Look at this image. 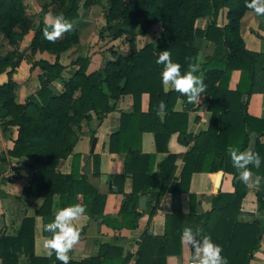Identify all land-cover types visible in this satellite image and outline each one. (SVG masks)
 Listing matches in <instances>:
<instances>
[{"label": "trees", "instance_id": "trees-1", "mask_svg": "<svg viewBox=\"0 0 264 264\" xmlns=\"http://www.w3.org/2000/svg\"><path fill=\"white\" fill-rule=\"evenodd\" d=\"M23 1L0 0V33L5 36L16 35L13 28L21 23L19 22L21 18L17 20L15 16H20ZM51 1L60 3L55 14H63L68 18L73 25L72 30L64 34L66 37L63 40L50 43L42 36L44 21L33 25V28L35 38H41L40 49L59 54L77 40L72 21L77 18L78 4L76 0H70L67 4H63V0ZM87 2L92 3L93 0ZM110 4L108 18H120V27L132 29L143 23L142 21L148 26L159 23L161 25L159 37L140 49L136 48L134 39L130 40L128 53H115L113 61L90 73L87 72L89 59H81L68 80L63 82L62 91L57 94L52 92L50 83L58 78L65 66L58 61L50 63L44 59H28L31 68H41L48 79L40 80V87L34 95L27 97L24 103H17L15 100L14 80L8 78L6 82L0 84V117L2 119L9 117L5 125L17 128V137L8 155L29 159V163H25L32 172L27 187L28 194L32 197L45 198L44 204L36 214L50 212L52 196L55 193H59L61 200H67V206L73 204L74 194L79 193L89 205V209L86 208L90 215H98L106 224L119 228L122 224L115 225V217L100 213L105 195L98 194L88 183L85 173L80 172L81 156L78 153L72 155L68 174L59 172L57 166L60 159L70 153V137L75 136L71 124L79 126V120L91 111L101 117L111 109L110 98L131 95L133 111L127 114L121 113L120 129L109 136L108 149L110 152H125L126 173L134 175V180L145 177L148 181L146 188L150 186L155 175L156 155L142 153L140 150L141 96L143 93H149L151 101L163 100L167 105L166 110H169L173 103V92H164L161 79L163 65L156 63L160 51L169 49L172 60L182 65L183 73L188 69L187 58L198 57L193 47L195 35L215 42L220 41L223 36L228 48L224 59L218 57L219 52L216 49L212 56L206 57L201 62L203 80L207 85L205 91L208 97L207 109L211 112V117L206 131L195 137L196 151L187 155L179 181L173 191L187 192L193 172L233 170L232 160L227 152L228 147L234 146L242 151L247 145L250 131L264 136V119L252 117L242 111L245 101L241 99L244 94L247 96L250 94L253 61L257 58V55L244 48L238 32L239 20L244 12L249 10L245 7V0L233 2L230 0H134L127 3L122 0H110ZM223 6L228 7L226 12L228 23L222 29L213 22ZM7 13L14 15L12 22L9 19L7 22L5 16ZM203 16H209L210 23L205 30L197 31L194 29V20ZM145 30L139 34L144 33ZM13 55L14 59L7 61L4 58L2 62L0 61V66L2 63L0 68L8 66L14 69L20 60L25 58L21 51H14ZM235 69L240 70V79L236 89L231 91L228 89V83L231 72ZM76 90H79V95L74 97ZM31 106L34 109L33 114L28 113ZM154 113L155 111L148 116L146 130H153ZM164 124L167 134L159 132L154 134L157 151H166V142L171 133L179 131L186 134L187 114L171 112L169 116H165ZM262 149L263 147L258 143L254 148L260 156ZM92 161L94 172H98L99 156L92 155ZM175 161L176 155L167 153L156 165L158 174L166 177ZM111 177L117 191L121 192V185L117 186V184L123 183L125 174L111 175ZM239 187L244 188V183L238 181L236 190ZM240 197L241 195L237 193L236 195L217 194L213 198V206L218 208L215 223L207 226L208 213L198 215L195 226L202 227L203 234L210 235L215 243L222 245L224 249L222 255L227 257L229 264H247L249 252L257 242V229L236 221ZM195 199L194 194H189L191 213H195ZM124 216L123 214V219ZM32 222V218L26 217L22 220L16 237L0 238V257L9 259L11 264H15L18 262L19 250L23 247V253L28 256V264H61L54 255L49 257L34 255ZM174 243L179 251V233L175 235ZM70 264H122V258L115 255L81 260L70 259ZM159 264H164V258L159 259Z\"/></svg>", "mask_w": 264, "mask_h": 264}, {"label": "crops", "instance_id": "crops-1", "mask_svg": "<svg viewBox=\"0 0 264 264\" xmlns=\"http://www.w3.org/2000/svg\"><path fill=\"white\" fill-rule=\"evenodd\" d=\"M227 6L219 9L217 18L213 22L217 27L222 28L228 23L226 18ZM209 16L198 17L194 20V29L203 31L210 23ZM82 25L88 22H80ZM158 29L152 39L150 33L153 28H147L140 34L145 41L139 45L138 37L134 43L137 49L142 48L147 43L159 37L161 25L153 24ZM81 31V35H82ZM238 32L243 40L244 48L257 55L253 61L252 87L250 94L242 96L245 107L244 114L255 118L264 119V16L256 15L252 10H246L239 20ZM80 35V36H81ZM81 42L83 38L80 37ZM193 47L198 53L201 62L212 56L217 49L218 57L224 59L228 53L224 37L215 42L206 40L200 35L194 36ZM76 48L62 52L57 57L59 63L65 66L58 76L70 77V68L67 65L72 57H75ZM116 54H125L121 51ZM89 57L87 72L97 71L103 67L106 60L103 53H99L94 48ZM56 55L44 51L36 59H44L52 63ZM113 58L114 54H110ZM109 57V58H110ZM41 71L31 68L26 59H21L19 64L11 69L8 66L0 68V84L11 78L16 82L15 93L16 102L24 103L27 97L35 94L40 87L38 75ZM240 79V70H233L230 75L228 89L234 91ZM53 93L62 91L63 82L54 79L50 83ZM173 92V103L171 108L166 110V115L171 112H185L187 114L186 134L175 131L168 136L166 151H157L155 143V132L166 133L167 128L164 119L157 116V105L161 101H151L149 93L141 96V115L139 128L141 131V152L155 154L154 179L146 188L148 181L145 177H138L134 180V175L126 173L125 152H110L108 149L109 136L120 129L121 113L127 114L133 111L131 95H120L118 98H110V111L101 117L95 113L80 127L79 151L81 156L80 172L85 173L87 181L98 194L105 195L101 212L103 215L115 217L114 224L121 223L117 228L106 224L98 215L86 214L74 224L81 232V239L73 250L69 253L70 259L81 260L89 257H106L119 255L122 264H159V259L164 258V264H191L192 250L181 245V234L185 227L195 228L198 222V215L208 214L207 226L215 223L218 208L213 206V198L217 194L241 195L240 205L236 214V221L249 224L257 229V242L249 252L247 264H264V180L256 187H249L244 184V188L236 190V183L240 181L236 168L233 170H218L217 172H193L190 178L187 192H175L173 188L178 183L180 173L188 154L196 151L195 137L206 131L211 112L207 109L208 97L203 93L201 103H188L187 99L175 91L171 85L167 91ZM155 111L153 130H146L148 116ZM9 117H0V238L16 237L20 231L22 220L32 218V231L34 238L33 253L37 257H49V250L44 247L46 238L50 233L45 230V226L55 218L57 210L67 207V200H61L59 193L52 196L50 212L47 214H36L45 202L44 197H32L27 192L30 184L32 172L30 168L21 163L24 157L15 158L8 155L17 137V128L12 125H5ZM255 132H249L247 145L243 150L251 146L253 149L258 143L263 147L261 158L264 160V136ZM167 134V133H166ZM96 138L93 150L91 151L92 139ZM242 150V151H243ZM167 153L176 155V161L171 167L168 175L162 177L158 174L157 164ZM92 155L99 156L98 172L93 170ZM4 160H3V159ZM71 158L64 160L57 167L62 174L70 173ZM255 175L264 177V163L257 170L252 169ZM220 173V176L218 174ZM125 174L121 185L122 191H117L116 185L111 175ZM189 194L196 197L195 213L190 212ZM145 197L144 209H139V198ZM82 204L88 207L82 194H74L73 204ZM187 210V215L185 214ZM124 219L122 218V215ZM138 214V215H137ZM180 235V246L175 247V235ZM177 249V250H176ZM18 262L15 264H28V256L23 253V247L19 250ZM0 264H11L9 259L0 257Z\"/></svg>", "mask_w": 264, "mask_h": 264}, {"label": "clouds", "instance_id": "clouds-1", "mask_svg": "<svg viewBox=\"0 0 264 264\" xmlns=\"http://www.w3.org/2000/svg\"><path fill=\"white\" fill-rule=\"evenodd\" d=\"M245 7L252 10L258 16H264V0H245ZM72 23L63 14H53L49 12L44 17V27L42 36L50 43H55L65 33L71 31ZM189 60L188 69L182 73V65L172 60L169 49L160 51L156 60L158 65H163L161 72L162 84L165 91L168 86L187 98L188 103H201V97L207 89L201 72L200 57L187 58ZM199 73V75H198ZM166 103L161 100L157 105V116L164 119L166 115ZM255 135V133H253ZM231 157L233 167L239 173V179L249 187H256L261 184L264 177L255 175L253 168L259 169L264 163L260 154L251 146L241 151L239 148L229 146L227 149ZM87 212V208L82 204H70L67 207L56 211L55 218L45 226L50 237L46 238L44 247L49 250V254H55L56 259L61 264H70L69 253L81 239V232L74 224V221L82 218ZM187 215V210H185ZM202 227H185L181 234V245L189 247L192 252L191 264H229L227 257L222 255L224 249L222 245L215 243L210 235L203 234Z\"/></svg>", "mask_w": 264, "mask_h": 264}, {"label": "rangeland", "instance_id": "rangeland-1", "mask_svg": "<svg viewBox=\"0 0 264 264\" xmlns=\"http://www.w3.org/2000/svg\"><path fill=\"white\" fill-rule=\"evenodd\" d=\"M78 4L77 8V18L74 19L72 22L74 24L75 32H76V42L72 43L69 46V49L76 48V55L72 57L70 63L67 67L70 68L69 72H73L75 68H77V64L80 62L81 59L90 57L91 52L94 48L99 53H103L106 58L103 66L107 62L113 61L114 58L110 57V54H115V52L121 51L122 53H128L130 51V40L138 37L139 45L143 44L145 39L140 36V32L144 31L147 28H153L151 33L149 34L153 38V36L158 33V29H155L153 25L148 26L145 21L140 23L135 28H123L121 26L120 18L116 17V19H109L108 15L110 14V0H93L92 3H88L87 0H76ZM124 3L131 2L134 0H122ZM234 0H230L233 2ZM70 0H63V4L69 3ZM87 2V3H86ZM60 3L52 2L51 0H24L22 2V8L20 11V16L15 18L19 20L21 18V23L18 26L14 27L16 35L15 36H5L4 34L0 33V61L6 58L7 61L14 59L15 56L13 55L14 51H21L28 63L29 60H38L35 56L39 55L40 53L44 52V50L40 49L41 47V38L36 37L34 33L33 25L38 24L41 21H44V17L49 12L55 15ZM7 18L12 22L13 16L5 14ZM10 16V17H8ZM80 22H88L85 25L81 24ZM81 31L82 35H81ZM122 31V32H121ZM81 35V36H80ZM66 35H63L60 39L56 42H59L65 38ZM80 37L83 38V42H81ZM56 47V46H53ZM64 52V51H62ZM60 52V54L62 53ZM53 56L56 55L55 53H51ZM56 55V59L53 62L58 61ZM110 57V58H109ZM29 59V60H28ZM52 62V63H53ZM59 62V61H58ZM2 66V63H1ZM0 66V67H1ZM36 68V67H35ZM103 68V67H102ZM41 71L38 75L39 83L40 80L48 79L46 77L47 74L42 72L41 68L38 67ZM71 75V74H70ZM69 77L64 76L61 78H55L60 82H66ZM15 93V90H14ZM33 94L29 95L32 96ZM74 97L79 95V90H76L73 94ZM28 96V97H29ZM16 98V93H15ZM1 109V106H0ZM2 113V112H1ZM28 113L33 114L34 109L31 106L28 109ZM72 114V113H71ZM91 115H94V112H89L85 115L87 118ZM86 117L81 118L79 120V126L76 124H71L72 132L75 136L71 138V147L70 153L64 156V158L60 159L58 166L64 160L66 162L67 158H70L73 154L79 151V136H80V127L83 126V123L86 121ZM8 120V119H7ZM24 160H21V163H29V159L24 157ZM57 166V167H58ZM66 167V163H65Z\"/></svg>", "mask_w": 264, "mask_h": 264}, {"label": "water", "instance_id": "water-1", "mask_svg": "<svg viewBox=\"0 0 264 264\" xmlns=\"http://www.w3.org/2000/svg\"><path fill=\"white\" fill-rule=\"evenodd\" d=\"M95 142H96V138H93L92 142H91V151L94 148ZM218 176H220V173L218 174ZM144 203H145V197L140 196V198H139V209L140 210L144 209ZM22 264H24V263L22 262Z\"/></svg>", "mask_w": 264, "mask_h": 264}]
</instances>
